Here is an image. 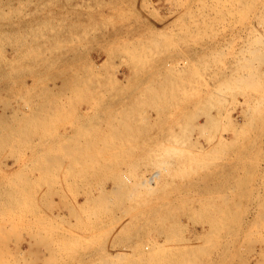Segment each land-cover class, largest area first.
Instances as JSON below:
<instances>
[{
    "label": "rangeland",
    "instance_id": "1",
    "mask_svg": "<svg viewBox=\"0 0 264 264\" xmlns=\"http://www.w3.org/2000/svg\"><path fill=\"white\" fill-rule=\"evenodd\" d=\"M0 13V264H264V0Z\"/></svg>",
    "mask_w": 264,
    "mask_h": 264
},
{
    "label": "bare ground",
    "instance_id": "2",
    "mask_svg": "<svg viewBox=\"0 0 264 264\" xmlns=\"http://www.w3.org/2000/svg\"><path fill=\"white\" fill-rule=\"evenodd\" d=\"M29 2H30V1H29ZM18 3H19V2H18ZM23 3H24V2H23ZM19 5H20V4H19ZM37 8H38V7H37ZM10 9H11V8H10ZM14 9H15V8H14ZM16 10H17V9H16ZM16 10H15V11H16ZM1 11H2V10H1ZM1 13H2V12H1ZM1 13H0V15H1ZM2 14H3V13H2ZM7 14H8V13H7ZM24 17H25V16H24ZM2 18H3V17H2ZM180 18H181V17H180ZM0 20H1V19H0ZM173 20H174V19H173ZM3 21H4V20H3ZM170 24H171V23H170ZM32 27H33V26H32ZM165 27H166V26H165ZM162 28H163V27H162ZM33 31H34V30H33ZM36 32H37V31H36ZM36 32H35V33H36ZM167 32H168V31H167ZM53 33H54V32H53ZM30 34H31V32H30ZM30 34H29V35H30ZM42 34H43V33H42ZM3 36H4V35H3ZM30 37H31V36H30ZM41 38H42V37H41ZM41 38H40V39H41ZM164 39H165V38H164ZM42 40H43V39H42ZM5 41H6V40H5ZM13 42H14V41H13ZM21 42H22V41H21ZM31 42H32V41H31ZM5 43H6V42H5ZM4 46H5V44H4ZM38 46H39V45H38ZM43 46H44V45H43ZM6 47H7V46H6ZM29 47H30V46H29ZM57 47H58V46H57ZM57 47H56V48H57ZM36 48H37V47H36ZM58 48H59V47H58ZM62 48H63V47H61V50H62ZM253 48H254V47H253ZM4 49H5V48H4ZM30 49H31V48H30ZM37 49H38V48H37ZM59 49H60V48H59ZM144 49H145V48H144ZM155 49H156V48H155ZM1 50H2V49H1ZM34 50H35V47H34ZM147 50H149V49H147ZM253 50H254V49H253ZM29 51H30V50H29ZM52 51H53V50H52ZM130 51H131V50H130ZM255 51H256V50H255ZM261 51H262V50H261ZM31 52H32V51H31ZM33 52H34V51H33ZM59 52H60V51H59ZM124 52H125V51H124ZM127 52H129V51H127ZM27 53H28V52H27ZM42 53H43V52H42ZM60 53H61V52H60ZM248 53H249V52H248ZM250 53H251V52H250ZM25 54H26V53H25ZM36 54H37V53H36ZM138 54H139V53H138ZM139 55H140V54H139ZM143 55H144V54H143ZM16 56H17V55H16ZM38 57H39V55H38ZM38 57H37V58H38ZM263 57H264V56H263ZM1 58H2V57H1ZM1 58H0V59H1ZM23 58H24V57H23ZM35 58H36V57L34 56L33 59H35ZM253 58H256V57L254 56ZM253 58H252V59H253ZM38 59H40V58H38ZM123 59H124V58H123ZM127 59H128V58H127ZM133 59H134V58H133ZM138 59H139V58H138ZM44 60H45V59H44ZM131 60H132V59H131ZM258 60H259V59H258ZM1 61H2V60H1ZM1 61H0V62H1ZM3 61H4V60H3ZM38 61H39V60H38ZM129 61H130V60H129ZM44 62H45V61H44ZM49 62H50V61H49ZM136 62H137V61H136ZM249 62H250V61H249ZM257 62H258V61H257ZM14 63H15V62H14ZM17 63H18V62H17ZM20 63H21V62H20ZM20 63H19V64H20ZM48 64H49V63H48ZM261 64H262V63H261ZM246 65H247V64H246ZM35 67H36V65H35ZM258 67H259V66H258ZM251 73H252V72H251ZM2 74H3V73H2ZM232 75H233V74H232ZM244 75H245V74H244ZM249 75H250V74H249ZM252 75H253V74H252ZM261 75H263V74H261ZM246 76H247V75H246ZM254 76H256V75H254ZM41 80H42V78H41ZM52 80H53V79H52ZM54 80H55V79H54ZM241 80H242V79H241ZM256 80H257V79H256ZM36 81H37V80H36ZM39 81H40V80H39ZM45 81H46V80H45ZM68 82H69V81H68ZM246 83H248V82H246ZM248 84H249V83H248ZM34 86H35V85H34ZM31 87H32V86H31ZM47 87H48V86H47ZM236 87H237V86H236ZM80 88H81V87H80ZM233 88H234V87H233ZM237 88H238V87H237ZM34 89H35V88H34ZM36 89H37V88H36ZM45 89H46V88H45ZM49 89H50V88H49ZM78 89H79V88H78ZM247 89H248V88H247ZM254 89H256V87H255ZM38 90H39V89H38ZM224 90H225V89H224ZM45 91H46V90H45ZM84 91H85V90H84ZM153 91H154V90H153ZM254 91H255V90H254ZM261 91H262V90H261ZM33 92H34V91H33ZM38 92H39V91H38ZM79 92H80V91H79ZM36 93H37V92H36ZM72 93H73V92H72ZM22 94H23V93H22ZM80 94H81V93H80ZM42 95H43V94H42ZM53 95H54V94H53ZM70 95H71V93H70ZM31 96H32V95H31ZM77 96H78V95H77ZM82 96H83V95H82ZM51 97H52V96H51ZM56 97H58V96H56ZM73 97H74V96H73ZM35 98H36V97H35ZM59 98H60V97H59ZM63 98H64V97H63ZM1 99H2V97H1ZM27 99H28V98H27ZM45 99H46V98H45ZM52 99H53V98H52ZM47 100H48V99H47ZM55 100L57 101V99H54V101H55ZM24 101H25V100H24ZM38 101H39V100H38ZM74 102H75V101H74ZM51 103H52V102H51ZM94 103H95V102H94ZM27 104H29V103H27ZM37 104H38V102H37ZM41 104H43V103H41ZM54 104H55V103H54ZM66 104H67V103H66ZM95 104H96V103H95ZM21 105H22V104H21ZM25 105H26V104H25ZM46 105H47V104H46ZM13 106H14V104H13ZM38 106H39V105H38ZM11 107H12V106H11ZM58 107H59V106H58ZM4 108H5V106H4ZM27 108H28V106H27ZM52 108H53V107H52ZM59 108H60V107H59ZM61 108H62V107H61ZM134 108H135V107H134ZM40 109H41V108H40ZM153 109H154V108H153ZM5 110H6V109H5ZM233 110H234V109H233ZM1 111H2V110H1ZM35 111H36V109H35ZM45 111H46V110H45ZM50 111H51V110H50ZM50 111H49V112H50ZM68 111H69V110H68ZM30 112H32V111H30ZM36 112H37V111H36ZM40 112H42V111H40ZM40 112H39V113H40ZM47 112H48V110H47ZM230 112H231V111H230ZM11 113H13V111H12ZM37 113H38V112H37ZM43 113L46 114L45 112H43ZM133 113H134V112H133ZM18 114H19V113H18ZM65 114H67V113H65ZM140 114H141V113H140ZM0 115H3V116H4V114H0ZM14 115H15V113H14ZM33 115H34V114H33ZM33 115H32V116H33ZM39 115H40V114H39ZM72 115H73V114H72ZM16 116H17V115H16ZM67 116H68V115H67ZM67 116H66V117H67ZM4 117H5V120H7L6 116H4ZM7 117H8V116H7ZM118 117H119V116H118ZM22 118H23V117H22ZM42 118H43V117H42ZM2 119H3V118H2ZM10 119H11V118H10ZM20 119H21V118H20ZM39 119H40V117H39ZM39 119H38V120L36 119V120L39 121ZM47 119H48V118H47ZM53 119H54V118H53ZM55 119H57V118H55ZM63 119H64V118H63ZM5 120H3V121H5ZM21 120H22V119H21ZM30 120L32 121L33 118H30ZM49 120H50V119H49ZM26 121H27V120H26ZM43 121H44V120H43ZM72 121H73V120H72ZM127 121H128V120H127ZM143 121H144V120H143ZM7 122H8V121H7ZM32 122H33V121H32ZM52 122H53V121H52ZM100 122H101V121H100ZM113 122H114V121H113ZM11 123H12V122H11ZM13 123H14V122H13ZM18 123H19V122H18ZM23 123H24V122H23ZM23 123H22V124H23ZM64 123H65V122H64ZM74 123H75V122H74ZM3 124H5V123H2V122H1L0 125H2V126L4 127ZM27 124H28V123H27ZM35 124H36V123H35ZM47 124H48V123H47ZM8 125H9V124H8ZM20 125H21V124H20ZM28 125H30V124H28ZM45 125H46V124H45ZM2 126H1V127H2ZM10 126H12V125H10ZM1 127H0V128H1ZM3 127L1 128V130H2L1 132H5V131H4V128L6 129V127H4V128H3ZM22 127H23V126H22ZM87 127H88V126H87ZM98 127H99V126H98ZM12 128H13V127H11V129H12ZM46 128H47V127H46ZM113 128H114V127H113ZM125 128H126V127H125ZM8 129H10V127H9ZM14 129L16 130V127L13 128V130H14ZM19 129H20V128H19ZM28 129H29V128H28ZM28 129H27V130H28ZM115 129H116V128H115ZM13 130H11V131H13ZM17 130H18V129H17ZM35 130H36V129H35ZM94 130H95V129H94ZM116 130H117V129H116ZM6 131H7V130H6ZM18 131H19V130H18ZM29 131H30V130H29ZM33 131H34V129H33ZM38 131H39V130H38ZM203 131H204V130H203ZM1 132H0V140H1V139L4 140V137H3V136H2L3 138L1 137V135H3ZM8 132L10 133V130H9ZM13 132H14V131H13ZM25 132H26V131H25ZM128 132H129V131H128ZM6 133H7V132H6ZM32 133H33V132H32ZM32 133H31V134H32ZM43 133H44V132H43ZM13 134H14V133H12L11 135H13ZM201 134H202V133H201ZM48 135H49V134H48ZM128 135H129V134H128ZM4 136H7V134H4ZM13 136H15V134H14ZM22 136H23V135H22ZM29 136H30V135H29ZM110 136H111V135H110ZM113 136H114V135H113ZM113 136H112V137H113ZM125 136H126V135H125ZM15 137H16V136H15ZM15 137H14V138H15ZM19 137H20V136H19ZM118 137H119V136H118ZM5 138H6V137H5ZM10 138H13V137H10V136H9V138H7V143H8V144H11V143L8 142V140H9ZM20 138H21V137H20ZM23 138H24V137H23ZM45 138H46V137H45ZM30 139H31V138H30ZM5 140H6V139H5ZM13 140H14V139H13ZM13 140H11V141H13ZM18 140H19V139H18ZM22 140H24V139H22ZM45 141H46V140H45ZM48 141H50V140H48ZM14 142H15V140H14ZM14 142H12V143H14ZM78 142H79V141H78ZM0 143H1V145H0V151H1V150H2L1 147H2L3 145L6 146V144H5V143H2L1 141H0ZM34 143H35V142H34ZM39 143H40V142H39ZM44 143H45V142H44ZM178 143H179V142H178ZM228 143H229V142H228ZM2 144H3V145H2ZM42 144H43V143H42ZM71 144H72V143H71ZM75 144H77V143H75ZM111 144H112V143H111ZM63 145H64V144H63ZM5 146H4V147H5ZM18 146H19V145H18ZM33 146H34V145H33ZM57 146H58V145H57ZM4 147H2V148L4 149ZM6 147H7V146H6ZM79 147H80V146H79ZM175 147H176V146H175ZM41 148H42V147H41ZM66 148H68V147H66ZM98 148H99V147H98ZM8 149H9L8 152H9V151L11 152V150H12L13 148H12V149H11V148H8ZM10 149H11V150H10ZM55 149H56V148H55ZM134 149H135V148H134ZM170 149H171V148H170ZM175 149H176V148H175ZM62 150H63V149H62ZM12 151H14V149H13ZM15 151H17V150L15 149ZM15 151H14V152H15ZM54 151H55V150H54ZM73 151H74V152H73ZM73 151L71 150V153L73 152V154H77V155L80 154L79 149L76 150L77 152L79 151V153H76L75 150H73ZM179 151H180V150H179ZM44 152H45V151H44ZM55 152H56V151H55ZM68 152H70V150H69ZM68 152H67V153H68ZM0 153H1V152H0ZM6 153H7V152H6ZM15 153H16V152H15ZM15 153H14V154H15ZM33 153H34V152H33ZM35 153H36V152H35ZM41 153H42V152H41ZM45 153H46V152H45ZM49 153H50V151H49ZM49 153L47 152L46 154H49ZM71 153H70V155H71ZM114 153H115V152H114ZM161 153H162V152H161ZM8 154H9V153H8ZM11 154H13V153H11ZM29 154H30V153H29ZM38 154H39V153H38ZM46 154H44V155H46ZM83 154H84V153H83ZM96 154H97V153H96ZM20 155H21V154H20ZM40 155H42V154H40ZM60 155H61V154H60ZM64 155H65V154H64ZM77 155H76V156H77ZM5 156H6V155H5ZM8 156H9V155H8ZM12 156H13V155H12ZM17 156H18V155H17ZM32 156H33V155H32ZM46 156H47V155H46ZM9 157H11V156H9ZM9 157H8V158H9ZM38 157H39V155H38ZM60 157H62V156H60ZM3 158H4V157H3ZM8 158H7V159H8ZM11 158H12V157H11ZM11 158H10V159H11ZM97 158H98V157H97ZM7 159H6V160H7ZM33 159H34V158H33ZM44 159H45V158H44ZM44 159H40V160H42L43 163L45 162V163L47 164V167H48L49 163H47V162H50V159H52V158H50L49 160L46 159V160H48L47 162H46V160H44ZM57 159H58V157L56 158V161H57ZM65 159H66V158H65ZM1 160H2V159H1ZM1 160H0V161H1ZM16 160H17V159H16ZM18 160H20V159H18ZM34 160H36V158H35ZM40 160H39V161H40ZM43 160H44V161H43ZM52 160H54V159H52ZM52 160H51V162L53 163ZM59 160H60V159H59ZM59 160H58V161H59ZM62 160L65 161L64 159H62ZM62 160H60V161L63 163ZM77 160H78V159H77ZM77 160H76V161H77ZM14 161H15V160H14ZM39 161H38V162H39ZM60 161H59V162H60ZM19 162H20V161H19ZM61 162H60V163H61ZM45 163H44V165L41 164V165H42L41 167H44V168H45V165H46ZM57 163H58V162H57ZM25 164H26V163H25ZM25 164H24V165H25ZM53 164H55V160H54V163H53ZM35 165H36V164H35ZM4 166H5V165H4ZM7 166H8V165H7ZM12 166H13V165H12ZM25 166H26V165H25ZM51 166H53V165H51ZM22 167H23V165H22ZM37 167H38V166H37ZM41 167H40V168H41ZM49 167H50V165H49ZM49 167H48V168H49ZM7 168H8V167H7ZM27 168H29V167H27ZM30 168H31V166H30ZM33 168H34V167H33ZM40 168H39V170H41ZM44 168H43V170H44ZM50 168H51V169H50ZM50 168H49V170H52L53 167H50ZM0 169H1V168H0ZM37 169H38V168H37ZM37 169H36V170H37ZM46 169H47V168H46ZM55 169H56V165H55ZM68 169H69V168H68ZM27 170H28V169H27ZM27 170H25V171H27ZM16 171H17V170H16ZM18 171H20V170L18 169ZM18 171H17V172H18ZM28 171H29V170H28ZM54 171H55V170H54V168H53V172L51 171L52 174L54 173ZM44 172L47 173V171H44ZM69 172H70V171H69ZM23 173H24V171H23ZM30 173H31V172H30ZM40 173H41V172H40ZM55 173H56V172H55ZM21 174H22V172H21ZM21 174H19L17 177L19 178ZM25 175H26V174H25ZM46 175H47V174H46ZM46 175H45V176H46ZM155 175H156V174H154V176H155ZM23 176H24V174H23L21 177H23ZM26 176H27V175H26ZM51 176H52V175H51ZM151 176H152V175H151ZM154 176H153V177H154ZM10 177H11V176H10ZM21 177H20V178H21ZM49 177H50V173H49ZM52 177H54V175H53ZM11 178H12V177H11ZM15 179H16V178L14 177V180H15ZM150 179H151V178H150ZM27 180H28V179H27ZM41 180H43V179H41ZM41 180H40V181H41ZM20 181H21V180H20ZM20 181H19V182H20ZM23 181H24V180H23ZM25 181H26V180H25ZM47 181H48V180H47ZM1 182H2V181H1ZM5 182H6V184L8 183L7 180H6ZM37 182H39V181L37 180ZM43 182H44V181H43ZM9 183H10V182H9ZM16 183H18V182H16ZM26 183H27V182H26ZM33 183H34V182H33ZM40 183H41V182H40ZM40 183H39V185L42 184V183H41V184H40ZM1 184H2V183H1ZM13 184H14V183H13ZM2 185L4 186V184H2ZM16 185H17V184H16ZM25 185H26V184H25ZM36 185H38V184H36ZM140 185H141V184H140ZM7 186H9V185H7ZM13 186H14V185H13ZM30 186L32 187V183H31ZM45 186H46V185H45ZM10 187L12 188V186H10ZM50 187H51V186H50ZM14 188H15V187H14ZM21 188H22V185H21ZM39 188H40V186H39ZM8 189H10V188H8ZM16 189H18V188H16ZM16 189H15V190H16ZM19 189H20V188H19ZM22 189L24 190V187H23ZM22 189H21V190H22ZM10 190H11V189H10ZM21 190H20V191H21ZM48 190H49V189H48ZM16 191H17V190H16ZM30 191H31V190H30ZM6 192H7V191H6ZM12 192H13V190L11 191V193H12ZM18 192H19V191H18ZM21 192H22V191H21ZM27 192H28V191H27ZM27 192H26V193H27ZM32 192H33V191H32ZM48 192H50V191H48ZM3 193H5V191H3ZM7 193L9 194L10 192H7ZM11 193H10V195H11ZM13 193H15V192H13ZM26 193H25V194H26ZM41 193H43V192H41ZM46 193H47V192H46ZM20 194H21V193H20ZM22 194H23V193H22ZM28 194H29V193H28ZM6 195H7V194H6ZM13 195H14V194H13ZM0 196H2V194H1ZM11 196H12V195H11ZM15 196H16V195H15ZM15 196H13V197H15ZM16 197H17V196H16ZM27 197L29 198V196L26 195V199H27ZM31 198H32V197H31ZM7 199H8V198H7ZM7 199H6V200H7ZM19 199H20V198H19ZM21 199H23V198L21 197ZM26 199H25V200H26ZM15 200H16L15 203L18 202L17 199H15ZM25 200H24V201H25ZM27 200L29 201V199H27ZM45 201H46V200H45ZM45 201H44V202H45ZM33 202H34V201H32V204H33ZM11 203L13 204V201H11ZM26 203H27V202H26ZM28 204H29V202H28ZM30 204H31V200H30ZM32 204H31V207H32ZM46 204H47V203H46ZM6 205H7V204H6ZM13 205H15V204H13ZM19 205L22 206L23 204L19 203ZM24 207H25V206H24ZM2 208H3V207H2ZM15 208H16V207H15ZM38 208H39V207H38ZM43 208H44V207H43ZM4 209H5V208H4ZM24 209H25V208H24ZM26 209H27V208H26ZM30 209H31V208H30ZM27 210L29 211V209H27ZM34 210H35V209H34ZM13 211H14V210H13ZM16 211H18V209H16ZM29 212H30V211H29ZM15 216H16V215H15ZM22 216H23V215H22ZM25 216H26V215H25ZM74 217H75V216H74ZM24 219H27V218H24ZM21 220H22V219H21ZM4 223H5V222H4ZM75 226H76V225H75ZM5 235L7 236L6 232H5L4 236H5ZM4 236H3V237H4ZM6 236H5V237H6ZM8 237H9V236H8ZM8 237H7V239H8ZM16 238H17V237H16ZM49 238H51V236H50ZM81 238H82V237H81ZM4 240H5V238H4ZM3 242H4V241H3ZM45 243H46V239H45L44 244H45ZM2 245H3V244H2ZM52 245H53V244H52ZM4 246H5V245H4ZM45 246H46V245H45ZM45 246H44V247H45ZM48 247H49V246H48ZM48 247H47V248H48ZM3 248H4V247H3ZM4 249H5V248H4ZM46 251H47V250H46ZM5 252H6V251H5ZM0 253L3 254V252H0ZM2 254H1V255H2ZM9 254H10V253H8L7 255H9ZM49 257H50V256H49ZM119 257H120V256H119ZM119 257H118V259H119ZM5 259H6V258H5ZM5 261H6V260H5ZM13 261H14V260H13ZM6 262H7V261H6ZM48 262H49V261H48ZM12 264H13V263H12ZM16 264H17V263H16Z\"/></svg>",
    "mask_w": 264,
    "mask_h": 264
}]
</instances>
